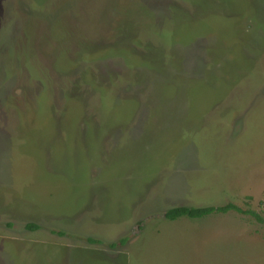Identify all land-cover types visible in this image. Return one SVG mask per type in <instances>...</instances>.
I'll use <instances>...</instances> for the list:
<instances>
[{"label":"rangeland","instance_id":"1","mask_svg":"<svg viewBox=\"0 0 264 264\" xmlns=\"http://www.w3.org/2000/svg\"><path fill=\"white\" fill-rule=\"evenodd\" d=\"M227 202L264 218V0H0V264H264L164 215Z\"/></svg>","mask_w":264,"mask_h":264},{"label":"trees","instance_id":"2","mask_svg":"<svg viewBox=\"0 0 264 264\" xmlns=\"http://www.w3.org/2000/svg\"><path fill=\"white\" fill-rule=\"evenodd\" d=\"M229 211H234L240 214L251 216L256 222L264 225V218L252 209H242L233 202H227L223 205H209L202 207L193 206H175L166 210L165 218L167 220H174L179 217L187 218H201L203 216L214 214V213H227ZM26 229L32 230L36 229L37 225L28 223L25 225Z\"/></svg>","mask_w":264,"mask_h":264}]
</instances>
